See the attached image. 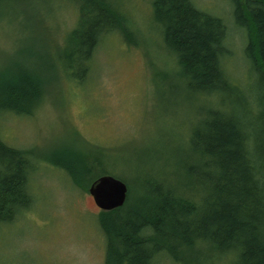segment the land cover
Masks as SVG:
<instances>
[{"label": "trees", "instance_id": "trees-1", "mask_svg": "<svg viewBox=\"0 0 264 264\" xmlns=\"http://www.w3.org/2000/svg\"><path fill=\"white\" fill-rule=\"evenodd\" d=\"M70 1L78 21L62 44H50L45 31L46 37H26L0 63V116L31 115L55 83L84 84L110 33L120 32L131 43L119 8L123 0ZM194 1L152 2L154 23L177 61L179 88L204 98L189 148L171 147L174 165L163 152L152 154L134 187L114 166L105 167V152L98 147V157L75 150L40 156L84 191L104 175L128 184L126 203L98 215L105 264H155L161 255L183 264L223 255L233 256L231 264H264V0H230L234 21L249 30L245 50L261 75L248 88L224 65L231 54L226 23ZM176 147L181 149L175 156ZM37 156L0 136V226L32 207Z\"/></svg>", "mask_w": 264, "mask_h": 264}, {"label": "rangeland", "instance_id": "rangeland-1", "mask_svg": "<svg viewBox=\"0 0 264 264\" xmlns=\"http://www.w3.org/2000/svg\"><path fill=\"white\" fill-rule=\"evenodd\" d=\"M152 2L123 0L122 7L118 5L132 32L131 43L120 32L107 35L84 84L68 79L60 87L55 83L31 115L0 116L2 139L39 155L31 177L32 207L0 226V264H105V235L98 222L101 209L88 189L82 190L41 155L75 150L98 157V147L105 152V167L114 166L135 187V181L147 172L144 162L152 154L163 152L174 165L171 147L189 148V134L204 98L179 88L177 61L154 23ZM194 3L227 25L231 54L224 65L230 76L247 88L258 84L261 75L245 50L249 30L234 21L233 3ZM77 21L78 10L70 0L3 2L0 63L26 37H46L45 31L50 44H62ZM180 149H174L175 156ZM232 260V255H223L208 258L205 264H231ZM155 264L183 263L161 255Z\"/></svg>", "mask_w": 264, "mask_h": 264}, {"label": "water", "instance_id": "water-1", "mask_svg": "<svg viewBox=\"0 0 264 264\" xmlns=\"http://www.w3.org/2000/svg\"><path fill=\"white\" fill-rule=\"evenodd\" d=\"M89 191L102 210L110 211L125 204L128 186L113 175H104L92 183Z\"/></svg>", "mask_w": 264, "mask_h": 264}]
</instances>
